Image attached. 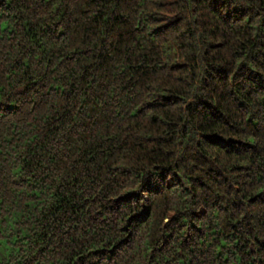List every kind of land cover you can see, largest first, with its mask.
<instances>
[{"label": "trees", "instance_id": "16d2710c", "mask_svg": "<svg viewBox=\"0 0 264 264\" xmlns=\"http://www.w3.org/2000/svg\"><path fill=\"white\" fill-rule=\"evenodd\" d=\"M0 264H264V0H0Z\"/></svg>", "mask_w": 264, "mask_h": 264}]
</instances>
